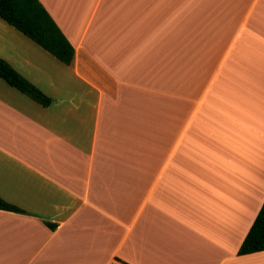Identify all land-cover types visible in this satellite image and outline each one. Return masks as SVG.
Listing matches in <instances>:
<instances>
[{
    "label": "crops",
    "instance_id": "crops-1",
    "mask_svg": "<svg viewBox=\"0 0 264 264\" xmlns=\"http://www.w3.org/2000/svg\"><path fill=\"white\" fill-rule=\"evenodd\" d=\"M38 1L74 56L0 19L50 100L0 78V264H264V0Z\"/></svg>",
    "mask_w": 264,
    "mask_h": 264
},
{
    "label": "trees",
    "instance_id": "trees-1",
    "mask_svg": "<svg viewBox=\"0 0 264 264\" xmlns=\"http://www.w3.org/2000/svg\"><path fill=\"white\" fill-rule=\"evenodd\" d=\"M0 19L62 63L66 65L72 63L73 47L38 0H0ZM0 78L34 102L45 107L50 104L48 98L2 59H0ZM0 210L19 212L18 209L7 204L1 198ZM47 225L50 229H55V224L47 223ZM262 251H264V203L245 236L238 254L244 255Z\"/></svg>",
    "mask_w": 264,
    "mask_h": 264
},
{
    "label": "built area",
    "instance_id": "built-area-1",
    "mask_svg": "<svg viewBox=\"0 0 264 264\" xmlns=\"http://www.w3.org/2000/svg\"><path fill=\"white\" fill-rule=\"evenodd\" d=\"M111 264H122V263H120V262H115V263H111Z\"/></svg>",
    "mask_w": 264,
    "mask_h": 264
}]
</instances>
